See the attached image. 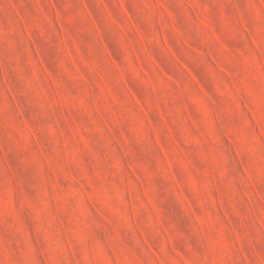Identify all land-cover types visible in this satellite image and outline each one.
I'll list each match as a JSON object with an SVG mask.
<instances>
[{"label":"rangeland","instance_id":"1","mask_svg":"<svg viewBox=\"0 0 264 264\" xmlns=\"http://www.w3.org/2000/svg\"><path fill=\"white\" fill-rule=\"evenodd\" d=\"M0 264H264V0H0Z\"/></svg>","mask_w":264,"mask_h":264}]
</instances>
